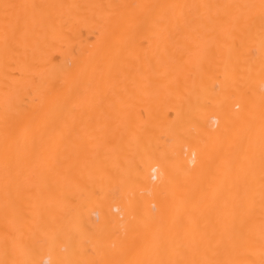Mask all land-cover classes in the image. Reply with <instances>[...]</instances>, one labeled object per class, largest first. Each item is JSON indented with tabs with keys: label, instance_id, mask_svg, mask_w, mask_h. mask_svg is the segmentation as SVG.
Masks as SVG:
<instances>
[{
	"label": "bare ground",
	"instance_id": "1",
	"mask_svg": "<svg viewBox=\"0 0 264 264\" xmlns=\"http://www.w3.org/2000/svg\"><path fill=\"white\" fill-rule=\"evenodd\" d=\"M0 264H264V0H0Z\"/></svg>",
	"mask_w": 264,
	"mask_h": 264
}]
</instances>
